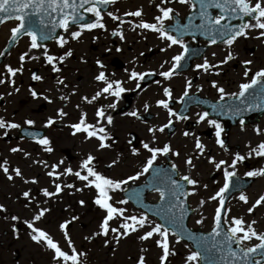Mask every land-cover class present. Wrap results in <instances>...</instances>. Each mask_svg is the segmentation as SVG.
<instances>
[{
	"label": "snow or ice",
	"instance_id": "6c2138e0",
	"mask_svg": "<svg viewBox=\"0 0 264 264\" xmlns=\"http://www.w3.org/2000/svg\"><path fill=\"white\" fill-rule=\"evenodd\" d=\"M118 0H0V24L8 21H16V25L10 29L9 44H15L20 38H27V50L19 55V66L13 67L11 65L4 66V78H0V85L10 84L16 92L19 88L15 87V77L22 74L24 71V64L26 61H39L43 59L46 66H50L53 73H60L62 65L65 61L73 56V51L69 48L62 54L56 55L50 52L46 42L55 40V44L60 49H65L70 41H80L83 34L91 32L96 29L107 31L104 23L105 15L102 14L101 6L114 5ZM178 2L181 5H187L192 12V15L187 17V23H182L180 20L179 12H176L173 7H168V4ZM159 15L153 18V22H147L142 19V9L130 10L124 13V16L141 18L138 23L132 26V30L136 29L148 30L158 34V38L166 42V47L162 48V52L176 46L180 51L170 58V61L165 60L161 65V71L158 75L164 81H171L174 75H178V69L182 67V62L190 55L189 45L185 42L186 36H191L195 39L198 35L207 37L210 44L215 45L222 42L224 45L231 49L237 40L241 37L248 38V34L252 30H259V38H264V0H160L157 5ZM215 10V14H214ZM85 14H91L95 19L93 22H87ZM106 15L112 20L119 22L123 25L124 21L121 17L112 11H108ZM245 17L249 18L248 22L234 24L233 21H244ZM194 21H198L194 23ZM75 28L76 30H73ZM62 30L65 35H60L57 30ZM113 36H119L124 40L122 31H113ZM94 39H96L94 37ZM7 51V49H5ZM120 51V49H117ZM5 53L0 51V56ZM192 55L197 54V50H192ZM215 56V53H213ZM235 59L231 50L227 52L224 60L219 64H212L207 57H204L202 63L195 64L197 71L202 70L204 73H210L212 69H220L222 65L227 64L229 61ZM251 60L243 61L246 66L243 72L244 78L247 82L239 84V90L236 92H227L226 89L217 81L211 82V87L219 94V100L216 105H213L217 114L225 110L234 115H242L244 112L259 108L260 105L255 103L257 100H264V67L259 68L254 73ZM166 64H170L167 70H163ZM97 65L100 69H104L105 65L97 60ZM251 73V75H250ZM157 73H138L131 71L128 74V79L136 81V88H140L139 81H143L147 75H156ZM215 75L219 76L220 71H216ZM31 79L34 81H43V77L35 72L32 73ZM65 79L57 78L56 83L63 87H67ZM94 80L98 83V90L89 97L82 96L81 99L84 103L92 105L94 102L99 101L101 98H111L115 102L109 103L106 107L115 110L117 102L122 95L129 91L125 87V81L119 79H110L105 71H99ZM162 90V98L156 101V106L167 111L168 120L162 126L150 127L148 131L152 134L150 142L143 143V149L148 153L146 159L142 162V166L135 172V174L128 175L127 178H114L104 175L98 171L93 161L96 157L88 154L79 165V170L73 171L71 167H66L59 171L60 165L64 163L63 160L57 164L47 165L51 170L46 174L51 177L54 184V191H49L47 188L42 190L44 197L58 196L65 188H75L74 184L68 183L62 185L57 183L62 176H75L79 181L83 182V188H75L76 191L82 192L84 188L94 189L96 192L93 203L100 209L104 210L105 216L99 225V231L93 234V237L85 236L84 240L89 243L92 242L94 237L108 238L111 234V239H105L104 246L108 247L109 244L115 243L119 245L122 238H127L134 233H141L138 239L141 242L153 240L156 246L161 250L159 256L160 264H168L169 257L175 256L174 244L178 245L182 240L191 241L194 248H188V254L184 257V264H264V231H258L256 228L257 221L252 219L246 221L242 216H230L231 209L226 208L227 195L233 187L234 177L237 176V166L244 163L253 155L258 158H264V141L258 143L256 147L249 145L250 151L247 155H241L239 152L235 153L233 158L229 160H217L214 156L205 155V145L201 142L195 133L183 132V136L188 137L193 135L195 137V149L197 152L194 155H189L184 159L185 165L188 167L189 173L196 169L194 159L199 160L203 157L209 165H212L217 171L223 173V184L219 187L214 195L206 200H200L201 207L209 201H216L217 207L214 210L212 217L211 231L205 234H197L187 229L183 223L185 219V202L189 196L196 195V190L200 187V183L192 175H181L176 163H171L169 168H165L158 164L160 157H169L170 155L180 157L179 151H173L170 143H164L162 146L157 144V133H164L165 129L173 126V117L177 121H187L188 115L183 112L179 114L174 111L170 106L173 101V89L166 86L160 80L155 81ZM192 88V81L186 79V86L182 95L179 97L178 102L183 104L186 98L190 95ZM202 90V89H198ZM253 102H247L250 94ZM30 94L33 98L38 99L40 96L37 91L30 89ZM11 95V92L8 93ZM74 94V93H73ZM226 97L234 101L231 105L221 103L225 101ZM3 97L0 96V100ZM43 99L47 103L52 104L53 100L44 95ZM60 100H65L66 97L61 95ZM78 109L80 105L76 106ZM147 110L150 105L145 104ZM57 115L63 119L68 113L63 108L57 111ZM128 116L139 119L136 111L127 113ZM209 112L204 111L197 113V123L206 122L209 126L215 129L216 144L225 152L228 148L222 138L224 129L216 119L209 118ZM95 122L90 123L87 119V113L81 111L78 122L68 125L73 129L72 135L78 133L86 134V139H95L98 142V150L108 149L111 144L108 143L112 139L109 135L108 127L113 125V117L108 115L105 107H98L95 112ZM57 121L51 117L47 119L44 127H52ZM241 130L245 124L244 119H240ZM29 127L34 126L35 121L28 118L24 121ZM21 125L14 122H7L5 119L0 118V129H19ZM257 135L264 134L260 128H256ZM4 135L7 136L8 132L5 131ZM32 135V133H30ZM47 153H51V141L47 136L38 138L35 141ZM131 143V141H129ZM22 149L18 147L11 148V152H21ZM133 156L141 155V152L133 147L131 149ZM25 155H30L26 153ZM7 161L0 163V169L3 170L8 180H13V175L9 174L10 169L7 166ZM37 163H41L37 161ZM118 161L114 160L112 164L108 165L109 168L116 165ZM16 177L23 179L20 168L11 170ZM151 176L144 184V188H151V190L159 194V203L156 208L142 211L139 214H126L127 208L119 207V205H128L129 199L135 196L137 201L141 199L142 189H133L129 199L121 198L115 200L112 193L118 191H128L124 188L125 185L136 183L141 180V177ZM249 178L264 177V168L258 170H250L245 173ZM25 183L36 184L38 181L32 179L31 181L25 180ZM190 185L192 190L186 191L184 183ZM206 189L207 185H203ZM23 197L28 207L32 203L33 197L30 191H25ZM239 201L244 204H249V198L240 192L238 197ZM81 207L85 206V201L78 202ZM264 205V195H260L258 199L252 203L247 213L251 215L254 210ZM147 208V206H143ZM34 215L31 220H25L27 228L31 230L29 233L30 239L37 245H43L52 251V260L54 264H85L87 252L79 251L69 235V225L73 220L79 217H73L72 220H67L58 225L62 231L64 239L67 243L68 251L62 249L60 244L54 241L53 237L45 230L36 227V222L41 221L46 213L50 211L49 208H42L37 204L33 209ZM152 215L159 217L162 223H158L149 218L148 212ZM7 212L4 205H0V213ZM6 219L8 217H5ZM205 217L201 214V218L196 220L195 223L202 225L205 222ZM11 220L19 221L20 217L12 215ZM116 221L117 226L113 227L111 222ZM15 231V227L13 228ZM115 251V249H112ZM142 252L147 251L145 248L140 249ZM137 264H146L145 257L141 255L138 258Z\"/></svg>",
	"mask_w": 264,
	"mask_h": 264
},
{
	"label": "flooded vegetation",
	"instance_id": "af4514ba",
	"mask_svg": "<svg viewBox=\"0 0 264 264\" xmlns=\"http://www.w3.org/2000/svg\"><path fill=\"white\" fill-rule=\"evenodd\" d=\"M107 31L102 29H96L91 32H85L83 36L81 37L80 41H70V43L66 46L65 49H60L56 46L55 42L48 44V47L50 49V52L52 54H62L65 50L71 49L73 51V56L68 58L64 65H62V71L60 73H53L51 71L50 66H46L44 64L43 59L39 61H26L24 64V71L22 74H18L15 79V87L19 88V92H16V94H19L22 89L28 90L25 93V101H29V114L30 118L35 121L34 126L30 127L35 129L36 131H42L44 136H47L51 141V147L55 150L63 151L66 148L75 149L78 147H83L85 150H95L98 149V142L93 138L91 140H87L86 134L84 133H78L75 136L71 135V132H73V129L70 128L68 125H71L73 123L78 122L79 117L81 115V111L87 113V119L88 122L94 123L95 122V112L98 107H105V111L108 115H111L113 117V125L108 127L109 135L112 137L108 143L111 144V147L106 149L109 151H122V148L126 149V155L125 158H121L122 154H120L118 157L117 155H113L117 159H121L123 162L126 159L129 160V168L131 173L127 174H135V172L139 169L140 166H142V162L146 159L148 156V153L143 149L142 145L144 143L143 138L138 134L141 131H137L135 129H125L124 130V139L118 140L116 138V130L118 129L119 123L117 122L118 119H122L123 117H130L133 119V122L138 124H146L153 121L157 115L151 114V119L148 122H143L141 120H137L135 117L128 116L127 113L136 111L138 115H145L149 114V110H144L142 106H139L135 103V100L137 97H143L144 94H146L150 88L153 86H158L155 81L160 80L161 82L164 81L162 77L158 75V72L162 69L160 68V65L165 61H170V58L177 54L180 49L176 46L168 49V53L162 52L161 49L166 47V42L162 41L158 38V34L153 32H142V31H123L122 29L114 30V28L119 27L120 25L116 21H112L111 19H107V23H105ZM113 28V30H112ZM76 30V29H73ZM113 31H122L124 34V40H121L119 36H113ZM257 31V32H256ZM253 30L250 31L248 34V38H239V42L241 43L240 47L237 48H231L228 49L232 51L233 55L238 54L247 56H253L256 53L264 52V44L261 47H256L251 44L249 46V43L251 42H257V34L259 37V30ZM252 32V36H250V33ZM61 35H65V33L62 32ZM147 35H149L148 43H145L147 39ZM94 37L96 39H94ZM135 40L130 41L128 39ZM8 39V36L4 38L2 43L0 44V51L3 49L4 45L6 44ZM127 39V40H126ZM152 40V41H150ZM154 40V43H152ZM27 46V38L23 41ZM136 42L140 43L143 48L150 46V49L146 50L145 52L139 53L142 48H137V51H135V48L133 46L136 45ZM187 42V41H185ZM157 45V46H156ZM117 49H120V51H117ZM212 49H210L211 51ZM152 51V54H156V56L162 54V58L159 60H151L148 59L146 62L143 61L147 56L150 55ZM209 51V52H210ZM208 52V53H209ZM254 52V53H253ZM139 53V54H138ZM207 53V54H208ZM136 54V55H135ZM206 54V55H207ZM206 55L204 57H206ZM227 55V52L225 53V57ZM204 57L195 62L191 69L186 73H179L177 76L174 75V77H182L187 75L188 73H193L194 71H197L195 69V64L202 63ZM142 59V60H139ZM225 58H222L224 60ZM8 60V59H7ZM97 60H99L101 63L105 65L104 69H100L97 65ZM234 61V59H233ZM231 61L230 63L226 64L224 67V70L221 73V76L219 78L213 79L212 81H217L220 86L224 87L227 92H236L239 90V84L243 82H247L246 78L243 76V72L245 69V65L243 62L241 63H235ZM221 62V61H220ZM252 65L249 67L252 68V72L254 73L256 70H258L260 67V61L252 59ZM27 63H29V66L27 68ZM145 63L148 64L147 66L151 65L153 66L152 69H149V67L146 69ZM152 63V64H151ZM230 65L232 67H230ZM19 66V60L16 57V67ZM170 66V64H166L165 68L163 70H167V68ZM136 68V69H135ZM4 69V68H3ZM105 71L106 74L109 76L110 79H119L125 81V87L129 89V91H126L122 97L117 102V107L115 110L109 109L106 106L111 103L115 102L111 98L109 99H103L101 98L99 101L94 102L92 105L86 104L82 101V96H89L91 97L96 90H98V83L94 80V76L99 71ZM138 70V73H157L156 75H152L154 77V80L149 83L146 87H140L136 88V81H131L128 79V74L131 71ZM201 71V70H200ZM215 69H212V72H214ZM35 72L39 75H41L44 79L43 81H34L31 79L32 73ZM27 73V75H25ZM251 75V73H250ZM149 76V75H147ZM23 78L27 79L26 86L23 82ZM57 78L65 79V83L67 84V87H63L61 85H58L56 83ZM211 81V82H212ZM195 81H192L194 83ZM211 82L208 80L205 81L206 85L208 86L207 92H201L198 89L201 87L200 85L196 86L197 89L194 91H190V95H193L195 93L199 94L201 97H206L208 100H210L212 103H217L219 100V94L215 89L211 87ZM141 83V81H139ZM30 89H34L37 91L40 98L35 99L30 94ZM74 93V94H73ZM183 91L180 93L179 97L182 95ZM44 95H48L52 100L53 103L49 104L47 101L43 99ZM61 95H64L66 97L65 100H60L59 97ZM156 96H161L162 98V91L159 89L157 90ZM176 93L173 91V101L171 103V107L174 111H178L180 104L178 102L179 97H176ZM160 99V98H158ZM155 100L156 101L158 100ZM247 102H253L252 96H251V90L250 94L248 96ZM222 103L226 105H231L234 103L232 99H228L226 97L225 101ZM256 103V102H255ZM80 105V108L78 109L76 106ZM124 105L126 106V109L121 112L120 114L117 113V110L122 108ZM156 106V104H155ZM63 108L65 112L68 113V115L61 119L57 115V111L59 109ZM213 108V105L210 107ZM261 108V105L259 108H253V110L244 112L242 115H234L231 112L225 110L222 112L223 118L222 119H216L213 117V115H209L210 119H216L223 127L224 132L222 133V138L225 141V145L228 148V151L225 152L223 149L219 147V145L216 144V137H215V129L211 126H209L206 122L197 123L198 116L197 113H202L204 110L200 106H190L185 115L189 116V119L187 121H177L175 117H173V131L170 135L167 134V129H165V132L162 133L165 137L164 143H170L173 151H179L180 157L172 156L169 157H160L158 159V164L162 165L165 168H169L171 163H176L178 165V170L181 175L190 174L193 176V178L197 179L198 177H205V179L200 180V187L196 190V192L203 193L204 187L203 185H207V187H210L212 191L219 189V187L213 186V178L220 179V177H223L222 171H217L212 165H209L205 159H202V157L199 159H202L201 165H199L197 160L195 159L194 162L196 164V169L189 173L188 167L184 163V159L189 155H194V153L197 152L195 149V137L193 135H189L188 137L183 136L184 131H188L189 133H195V136H198L201 140V142L205 145V149L208 151V155H215L217 157H220L225 160H231L235 153L239 152L241 155H247V153L250 151V148L248 147L251 145V147H256L258 143L264 141V134L257 135L255 132L256 128H260L262 132H264V114L259 113V110ZM164 111V110H163ZM51 117L55 119L57 122L52 127H44V125L47 122V119ZM240 119H244L245 124L243 126V130H241V125L239 123ZM165 123L168 120V116L165 117ZM24 126H27L24 124ZM141 127V126H139ZM120 128H124L120 125ZM181 129L183 132L176 137L175 142H170L169 139H171L174 134ZM131 133H135L136 137L132 139ZM54 136H57V139L54 138ZM41 137V138H42ZM57 141V142H56ZM131 141V143H129ZM34 146H39L35 141H32ZM163 143V144H164ZM159 144V143H158ZM163 144H159V146H162ZM136 146V149H138L141 152V155L139 156H133L131 154V149ZM220 151L222 155L218 153ZM145 155H143V153ZM63 155V154H62ZM147 155V156H146ZM112 164V163H111ZM110 165V164H109ZM116 166V165H114ZM113 166V167H114ZM109 168V170H112V168ZM260 168H264V158H258L254 155L247 159L244 163L239 164L237 166V176L238 178H249L245 175L247 171L250 170H258ZM146 177H141V180L136 183H131L130 185H125L124 188H128V196L131 195L133 189H138V187L143 184L144 179ZM252 181V185H257L259 181H264V177H253L250 178ZM198 180V179H197ZM251 185V186H252ZM189 191L192 190L191 186L188 185ZM123 191H118L115 193H112L113 196H119L122 197ZM141 197L145 198L149 201H155L159 198V194L155 191H147V192H141ZM260 195H264V186L259 191V193L254 194V200L249 199L248 207L255 202L256 199ZM134 196H132L131 202L129 203V210L131 214H139L141 211L137 209L134 206L133 201ZM189 204L191 208H195L196 206V195L189 196ZM252 201V202H250ZM240 205L242 207H245V204L240 201ZM248 207L246 209H248ZM256 213L257 217H256ZM248 216L249 214L246 213ZM249 220L255 219L257 221L256 228L258 231H264V205H261L257 207L254 212L249 215ZM85 264H88L86 259ZM88 260V259H87ZM148 264V263H147Z\"/></svg>",
	"mask_w": 264,
	"mask_h": 264
},
{
	"label": "rangeland",
	"instance_id": "374dc122",
	"mask_svg": "<svg viewBox=\"0 0 264 264\" xmlns=\"http://www.w3.org/2000/svg\"><path fill=\"white\" fill-rule=\"evenodd\" d=\"M160 3V0H118L116 4L110 9V11L114 12L118 15H124L126 11L130 10H137L142 9L143 17L142 19L150 22H153V18L156 15H159L157 5ZM168 7H173L176 12H179L180 16H183L189 9L187 5H181L178 2H173L167 5ZM141 18L133 19L131 25L138 23ZM12 28V25L9 24L1 29L0 31V44L8 36V31ZM123 30L125 31H133L132 26L125 24L123 25ZM142 30V29H136ZM148 31V30H144ZM252 32L250 33V36ZM149 35H147V39L145 43H148ZM127 40V39H126ZM130 41L135 40L128 39ZM152 41V40H150ZM154 43V40L153 42ZM253 44V46L260 47L264 44V38L258 40L257 42L249 43V46ZM157 46V45H156ZM241 43L238 41L233 45V48L240 47ZM135 51L137 48H142L139 52H145L146 50L150 49V46L143 48V46L136 42V45L133 46ZM27 50V46L24 42L20 43L17 48L13 49L8 61L6 62L7 65H11L13 67L16 66V57L19 58L24 51ZM228 52L227 47H219L213 48L208 55L206 56L210 63L212 64H219L222 61V58H225V53ZM138 53V54H139ZM168 51H166V54ZM215 53V56H213ZM254 53V52H253ZM152 51L149 56H147L143 61H147L151 58V60H159L162 58V54L156 56V54L151 55ZM136 55V54H135ZM234 61L235 63H241L245 60H257L260 61V67H264V52L256 53L253 56L247 55L244 56L242 53L240 55L234 54ZM142 60V59H139ZM229 61L228 63H230ZM227 63V64H228ZM152 64V63H151ZM148 64L145 63V66ZM29 63H27V68ZM226 64L222 65L220 69H215L214 72L204 73L201 71H194L193 73H188L185 76L173 78L171 81H162L163 84L166 86H170L173 91L177 94L175 98H178L180 93L184 90L186 86V79H190L191 81H195L192 83V88L190 91H194L196 86L200 85L199 89L202 93L208 91V86L206 85L205 81L208 80L211 82L213 79L219 78L221 76L222 71ZM152 69L153 66L149 65L145 67L146 69ZM230 67H232L230 65ZM136 69V68H135ZM138 72V70H135ZM216 71H220V75L217 76L214 73ZM4 71H2L3 73ZM27 75V73L25 74ZM23 82L26 86L27 79L23 78ZM161 90L160 86H153L150 90L144 94L143 97H137L135 103L139 106H142L145 109L144 105L147 103L150 105L148 108L149 112L155 113L157 117L151 121L150 123L146 124H138L133 122V119L130 117H123L122 119H118L117 122L119 123L118 129L116 130V138L118 140L124 139V130L125 129H135L137 131H141L138 133L141 138H143L144 143L150 142L152 139V134L148 131L150 127H159L165 123V117L167 115V111H164L155 106V100L161 98V96H156L157 90ZM28 90L22 89L19 94H16V91L12 89H8L6 85H0V96L3 97L0 100V118L5 119L8 122L18 123L20 125L24 120L30 117L29 114V101H25V93ZM162 91V90H161ZM11 92V95L8 93ZM120 125L124 128H120ZM141 126V127H139ZM15 129L9 132V134H14ZM183 131L179 129L174 136L169 139L170 142H175L177 136H179ZM124 133V134H123ZM3 130L0 129V163H3L5 160L8 162L7 166L13 163H16L20 166L23 179L22 178H15L14 174L10 170L9 174L13 175V181L9 182L5 180L4 174L2 173V169H0V205H4L7 209V212L10 213L9 219H0V264H51V252L43 245H37L30 239L29 231H26L25 228L20 227L18 224L21 219L24 220H31L35 208L33 202L28 206L25 207V204L28 201L25 200L23 197V193L25 191H30L31 196L34 194V190H41L47 188L49 191L53 190V181L48 178L45 182L41 184L42 179H46L45 174L51 169L50 167L46 166L44 162H47V165L57 164L59 161V152L58 150L53 149V152L47 153L42 148L35 147L31 142L26 141H13L10 144H3L1 142V137L3 135ZM157 144H163L165 137L162 133H157ZM57 139V136H54ZM57 142V141H56ZM158 144V145H159ZM18 147L21 148V152L13 153L11 152V148ZM122 152H115V155L122 154L121 158H125L126 149L122 148ZM70 148L68 151L69 160L75 156V154L70 152ZM26 153L30 155H25ZM145 155L144 152H142ZM74 155V156H73ZM94 155V154H93ZM99 155V159L101 162L105 164H111L116 157L113 156L114 154L109 151H100L97 152ZM95 156V155H94ZM147 156V155H146ZM20 157V159H18ZM64 157H61V159ZM73 160V159H72ZM129 160L126 159L124 162L121 159H117L118 163L116 167L107 174V176L114 177V178H125L127 174L131 173L129 168ZM40 161L41 163H37ZM64 162H66L64 160ZM73 164V163H72ZM67 165V164H66ZM102 166V165H101ZM100 166V171H102V167ZM76 168V164L75 167ZM60 170V168H59ZM32 179H36L38 183H25V180L31 181ZM72 180V179H71ZM264 181H259V183L254 187V189L248 192L246 195L250 200L254 199L253 193H259V191L263 188ZM67 192V190H65ZM213 191L210 187L204 188L203 194L197 196L198 200L196 202L195 207V214L192 216L190 221V226L194 228L200 227L201 229L207 230L212 226V210L214 207V202L209 201L201 207L199 201L206 200L211 197ZM90 193H83L80 192L73 193V195H65V198H60L57 200H53L48 202V204H40L39 206L42 208H49L41 221L36 222V227H39L45 231H47L54 239V241L58 242L63 246V248L67 249V243L64 239L62 231L59 229L58 225L63 223L67 220H72V218L79 217L77 220H73L72 223L69 225V235L74 242L75 247L79 251L87 250L88 256H91V263L90 264H135L138 261V258L143 255L145 257L146 263L148 264H156L158 260V256L161 254V250L157 247H154L150 243L154 242L152 240L141 242L138 237L135 235H131L132 238L129 236L127 238H122L119 245L115 243L109 244L108 247L104 246L105 239H111V234L108 238L105 237H94L92 242L89 243L88 241L84 240L85 236L93 237V234L99 231L100 225V218L103 213L94 214L90 213V209H87L88 202L91 200ZM80 200L85 201V206L81 207L78 203ZM115 200H119V198H114ZM237 202V201H236ZM232 203V202H231ZM230 203V206H231ZM229 206V207H230ZM230 215L231 216H240L242 213L239 211L238 204L232 205ZM119 207H126L127 210L130 212L128 206L126 205H119ZM201 214L206 218L205 222L202 225H198L195 223L196 220L201 218ZM256 213V217H257ZM12 215H17L20 217L19 221L11 220ZM15 227V231L13 228ZM141 234V233H140ZM145 248L147 251L142 252L140 249ZM112 249H115L113 251ZM174 250L176 252L175 256H170L169 264H184L183 255L188 254V248L185 247L184 244H174Z\"/></svg>",
	"mask_w": 264,
	"mask_h": 264
},
{
	"label": "water",
	"instance_id": "95a60500",
	"mask_svg": "<svg viewBox=\"0 0 264 264\" xmlns=\"http://www.w3.org/2000/svg\"><path fill=\"white\" fill-rule=\"evenodd\" d=\"M0 15H2V14H0ZM190 15H192V13L190 14ZM189 15V16H190ZM185 23H187V18H186V22ZM58 32L60 31L59 29L57 30ZM206 39H208L207 37H205ZM163 222V221H162ZM199 235V234H198ZM206 235V234H205ZM191 245H192V248H194V244L191 242V241H188Z\"/></svg>",
	"mask_w": 264,
	"mask_h": 264
}]
</instances>
